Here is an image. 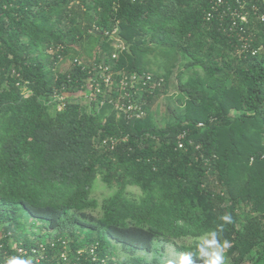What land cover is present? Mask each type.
<instances>
[{
	"label": "trees",
	"instance_id": "obj_1",
	"mask_svg": "<svg viewBox=\"0 0 264 264\" xmlns=\"http://www.w3.org/2000/svg\"><path fill=\"white\" fill-rule=\"evenodd\" d=\"M217 1L0 0V229L18 248L43 244L41 264H164L174 244L195 264L223 224L228 264H264V0H222L208 20ZM228 8L255 55L237 54ZM119 74L163 80L139 93L141 119L108 103ZM0 244L7 262L17 249Z\"/></svg>",
	"mask_w": 264,
	"mask_h": 264
},
{
	"label": "built area",
	"instance_id": "obj_2",
	"mask_svg": "<svg viewBox=\"0 0 264 264\" xmlns=\"http://www.w3.org/2000/svg\"><path fill=\"white\" fill-rule=\"evenodd\" d=\"M222 0H218L215 6H213V12L208 13L207 19L210 20L213 18L214 13L219 12L220 5L222 4ZM228 12L232 17L231 27L229 30L232 32L234 31L235 26L238 25L236 18H240V23L242 24V27L240 30L242 31L240 34L241 40H243V43L240 45V47L237 49V54L242 55L244 52H251L252 55H255L257 53V50L253 49L251 46V42L249 38H245L242 36L244 32L243 25L247 24V17L245 15H240L237 11H232L231 8H228ZM220 13V12H219ZM221 17H223L222 13ZM260 19L262 22H264V14L260 15ZM222 26H224L222 24ZM117 48L124 50V46L118 45ZM116 56H114L115 58ZM118 81H117V87L118 91L120 92L121 96L117 101H113V99L109 100L108 103L113 105L115 110L119 113H123L126 115H132L136 119H141L145 115V111L143 109V106H145V100L141 99L143 97V94H139L141 92H145L147 87L152 83L155 84L157 88H161L163 84V80H158L154 82L153 76L149 74H133V75H127V74H119L118 75ZM104 84H105V94L108 95L114 88V81L113 78L110 75L107 77H104ZM140 86V88H138ZM95 89L97 92H100L102 89L95 82ZM145 89V90H144ZM130 91H134L133 94H130ZM139 94V95H138ZM89 96H92V94H89ZM138 96V97H137ZM92 98V97H90ZM104 104V103H102ZM61 106V105H59ZM58 106V108H59ZM60 109V108H59ZM61 110V109H60ZM186 132L181 133L177 140H178V147L181 149L184 147L183 141L186 139ZM112 146H114V142L112 141ZM3 239H10V243L13 247V249H17V253L13 257H23L25 259H28L31 261V264H41L45 259V253H46V247L41 244L38 247H29V248H18L17 244L13 241V236L11 233L5 234V231L3 229H0V242ZM64 246H67L66 242H63ZM4 247L3 244H0V248L2 249ZM1 255L7 256L9 254L8 251L0 252ZM79 256H81V252L78 253ZM92 261L96 262L98 260V256L94 249L91 250ZM63 261H68V254L67 252H63L60 256ZM9 260V258H8ZM102 264H109L106 260H102ZM114 262V260H113ZM0 264H7L6 261H0ZM112 264H115L112 263Z\"/></svg>",
	"mask_w": 264,
	"mask_h": 264
},
{
	"label": "clouds",
	"instance_id": "obj_3",
	"mask_svg": "<svg viewBox=\"0 0 264 264\" xmlns=\"http://www.w3.org/2000/svg\"><path fill=\"white\" fill-rule=\"evenodd\" d=\"M220 219L224 222V224L232 223V217L230 215H224L220 217ZM223 226L224 225L221 224L219 225L217 230L207 232L201 238L199 244L197 245L198 251H199V258L204 259V264H225V257L223 254V250L227 248L229 244L227 241H225L221 245L217 239L219 232L223 230ZM63 242L67 243V246H65V248H68L69 241H67L66 239H63L62 244ZM79 252H81V255H82L83 250H80ZM111 260H112V263L114 262L115 264L119 263L115 258ZM112 263H109V264H112ZM7 264H31V261L23 257H11L7 261ZM168 264H194V261L192 258V254L187 253V254H182L178 261H169Z\"/></svg>",
	"mask_w": 264,
	"mask_h": 264
},
{
	"label": "rangeland",
	"instance_id": "obj_4",
	"mask_svg": "<svg viewBox=\"0 0 264 264\" xmlns=\"http://www.w3.org/2000/svg\"><path fill=\"white\" fill-rule=\"evenodd\" d=\"M180 65L181 64H179V66ZM152 69L154 71L156 70V68H155L154 65L152 66ZM177 71H178V69H177ZM167 91L168 92H167L166 98H170V97L177 96V94L179 93L177 79H176V72L174 73V75L172 76L171 80L168 83ZM84 103L86 104V102H84ZM59 108L62 109L63 106H59ZM157 113H158L157 121L161 123L162 120H163V122H164L165 121V118H163V115H164V113H166V112H164V106H161L160 107V110H158ZM93 190L98 195L97 197H99L100 202L102 201V199L104 197H106L107 195L111 194V191L99 179L95 182V184L93 186ZM129 192L136 194L137 193V190L134 189V188H130L129 189ZM26 232H30V231H28V229H27ZM185 244L190 245V244H192V242L189 241V240H187L185 242ZM176 247L177 246H175L174 244H167L165 246V249H164V259H163L164 264H168L169 261H178L179 258H180V256L182 254H184L182 252H179L176 249ZM149 258L152 259L153 258V254H150L149 255ZM115 259L118 260V258H115ZM118 262H120V261H118ZM195 264H204V259L203 258H199V255H198V257H197V263H195ZM225 264H228V263L225 261Z\"/></svg>",
	"mask_w": 264,
	"mask_h": 264
}]
</instances>
